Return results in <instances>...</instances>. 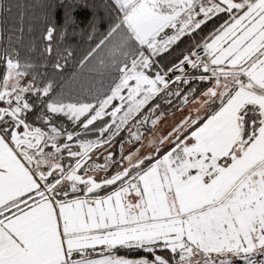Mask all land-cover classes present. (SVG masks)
I'll return each instance as SVG.
<instances>
[{
	"label": "snow or ice",
	"instance_id": "snow-or-ice-1",
	"mask_svg": "<svg viewBox=\"0 0 264 264\" xmlns=\"http://www.w3.org/2000/svg\"><path fill=\"white\" fill-rule=\"evenodd\" d=\"M38 7V54L0 28V264H264V0H101L69 77L61 42L89 5ZM193 102L145 143L162 103Z\"/></svg>",
	"mask_w": 264,
	"mask_h": 264
},
{
	"label": "trees",
	"instance_id": "trees-1",
	"mask_svg": "<svg viewBox=\"0 0 264 264\" xmlns=\"http://www.w3.org/2000/svg\"><path fill=\"white\" fill-rule=\"evenodd\" d=\"M45 2L55 3L57 2V0H0V3H2L5 7H11L10 13L3 12L4 23L2 27L5 30L3 43H7L8 35L14 33L13 35L14 44H15V36H22V45L17 44L16 46L18 48H21V50L24 51L30 44L34 43L36 52L33 53V55L38 54L40 50H42L41 48L43 46V42L41 39H39L41 25L39 21L36 19V17H38L41 14V8L38 7V5ZM65 2L66 4H72L73 2H76L81 5L84 3H87L89 5L88 8L79 7L73 13L77 23L75 25L69 26L68 35L65 38V40L61 42V47L70 46L71 50L74 52V56L69 59L64 72L65 77H69L73 71H78L77 65L79 59L84 54L85 50L88 49L89 46L92 44V41L88 40V33L91 31V29L87 27L88 19H91L93 14L95 13V15L98 18H101L98 19L97 26L100 31H104V29L107 27V17L102 9H98L94 7V5H99L101 0H65ZM63 15H64V10L61 9L56 18L58 20H61L62 22L61 18L63 17ZM21 17H23L22 20ZM219 22L220 21L209 22L207 26L203 28V31L196 36V39L199 40L202 36L207 35L208 32L212 30L214 24H217ZM30 26L33 28V31L31 32H29L28 30ZM21 27L24 29L22 34L18 31H15L16 29ZM81 29H84V31L81 32ZM190 42L191 41L188 38H185L183 42L179 43L176 46H173L169 52L164 53L161 56L157 57L159 65L163 68L171 67L172 64L177 62V60L180 58L181 53L187 49ZM46 70L49 72L52 71L50 64ZM99 83H100L99 78H97L96 85L99 86ZM106 84L107 81H105V85ZM173 87H175V85H173ZM73 88L76 89L77 85H73ZM84 95H87V93H85ZM197 95L199 96V93H197ZM88 99L91 100V97H88ZM176 103H178V101H176ZM161 110L166 113L164 118L170 117V115L178 111L176 107L169 106L163 103L161 105ZM204 112L205 110L201 113V115H203ZM57 119L58 122H62L64 126L69 125V122L63 117H58ZM145 127L150 129V131L145 133V136L153 132V130H151L150 124L146 125ZM122 135L126 136V133H122ZM84 138L95 139L96 136L94 132H90ZM112 148L115 149L117 153V159H119V151H120L119 146L114 143L112 145ZM165 150H166V146L164 149H162V152ZM103 154H104L103 150H101L100 153H97V155L101 156L100 160L96 161L97 163H103ZM97 175L102 176L103 173H97ZM100 194H106V193L101 192ZM119 254L125 255L129 258H135L139 255V253L135 250H131V251L120 250Z\"/></svg>",
	"mask_w": 264,
	"mask_h": 264
},
{
	"label": "rangeland",
	"instance_id": "rangeland-1",
	"mask_svg": "<svg viewBox=\"0 0 264 264\" xmlns=\"http://www.w3.org/2000/svg\"><path fill=\"white\" fill-rule=\"evenodd\" d=\"M174 75H180L179 72H174ZM202 100L203 97H200ZM200 105L197 102L190 103L186 105L183 110H178L174 114L170 115V117L163 118L158 126L151 132L149 135H146L145 143H147V140L152 138H158L161 135H166L168 132L172 130V128L177 124L181 119H183L186 115L191 112L193 115H195V110L199 108ZM205 109L200 108V112L202 113ZM129 147V145H126V148ZM142 151H148V149H143ZM99 156V155H98ZM101 158V156H100ZM100 160V159H98Z\"/></svg>",
	"mask_w": 264,
	"mask_h": 264
},
{
	"label": "flooded vegetation",
	"instance_id": "flooded-vegetation-1",
	"mask_svg": "<svg viewBox=\"0 0 264 264\" xmlns=\"http://www.w3.org/2000/svg\"><path fill=\"white\" fill-rule=\"evenodd\" d=\"M0 21H4L3 12H0ZM2 25H3V23H0V28H3Z\"/></svg>",
	"mask_w": 264,
	"mask_h": 264
},
{
	"label": "built area",
	"instance_id": "built-area-1",
	"mask_svg": "<svg viewBox=\"0 0 264 264\" xmlns=\"http://www.w3.org/2000/svg\"><path fill=\"white\" fill-rule=\"evenodd\" d=\"M170 75L175 76L173 73H171Z\"/></svg>",
	"mask_w": 264,
	"mask_h": 264
},
{
	"label": "crops",
	"instance_id": "crops-1",
	"mask_svg": "<svg viewBox=\"0 0 264 264\" xmlns=\"http://www.w3.org/2000/svg\"><path fill=\"white\" fill-rule=\"evenodd\" d=\"M101 195H104V194H101ZM98 258V257H97Z\"/></svg>",
	"mask_w": 264,
	"mask_h": 264
}]
</instances>
